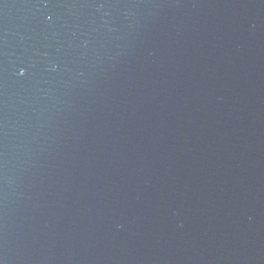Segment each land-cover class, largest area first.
I'll return each mask as SVG.
<instances>
[{
    "label": "water",
    "instance_id": "water-1",
    "mask_svg": "<svg viewBox=\"0 0 264 264\" xmlns=\"http://www.w3.org/2000/svg\"><path fill=\"white\" fill-rule=\"evenodd\" d=\"M0 264H264V0H0Z\"/></svg>",
    "mask_w": 264,
    "mask_h": 264
}]
</instances>
